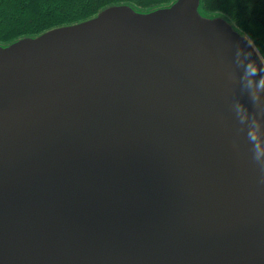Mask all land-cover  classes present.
Masks as SVG:
<instances>
[{
    "label": "water",
    "instance_id": "obj_1",
    "mask_svg": "<svg viewBox=\"0 0 264 264\" xmlns=\"http://www.w3.org/2000/svg\"><path fill=\"white\" fill-rule=\"evenodd\" d=\"M238 51L264 66L201 0L0 44V264H264Z\"/></svg>",
    "mask_w": 264,
    "mask_h": 264
},
{
    "label": "trees",
    "instance_id": "obj_2",
    "mask_svg": "<svg viewBox=\"0 0 264 264\" xmlns=\"http://www.w3.org/2000/svg\"><path fill=\"white\" fill-rule=\"evenodd\" d=\"M172 0H0V44L94 16L106 6L126 3L140 10ZM201 11L226 17L246 33L264 59V0H201Z\"/></svg>",
    "mask_w": 264,
    "mask_h": 264
},
{
    "label": "clouds",
    "instance_id": "obj_3",
    "mask_svg": "<svg viewBox=\"0 0 264 264\" xmlns=\"http://www.w3.org/2000/svg\"><path fill=\"white\" fill-rule=\"evenodd\" d=\"M246 47H251V44L246 41ZM242 53L240 51L237 52V61L236 65L238 68L242 69L241 72V80H246V87L251 90L253 86L257 90L256 92L250 91V96L252 101L255 103L259 100L258 92H264V66H262L260 69H258L255 64L251 61V53L245 54V60L248 61L247 63L241 62L239 60V56ZM259 76V79L256 81H253L252 77ZM237 112H243L245 111L241 105H237ZM244 118L242 117V120ZM252 123L258 128L259 125L256 123L255 120L252 121ZM248 139L249 142L252 144L253 148V160L254 162L258 163L261 169L262 175L259 178V182L261 184H264V160L261 158L264 157V146H262L261 141L258 137V134L256 131L250 130L248 132Z\"/></svg>",
    "mask_w": 264,
    "mask_h": 264
},
{
    "label": "rangeland",
    "instance_id": "obj_4",
    "mask_svg": "<svg viewBox=\"0 0 264 264\" xmlns=\"http://www.w3.org/2000/svg\"><path fill=\"white\" fill-rule=\"evenodd\" d=\"M208 15H210V14H208ZM222 16V15H221ZM224 17V16H223ZM225 19H227L226 17H224ZM228 20V19H227ZM229 21V20H228ZM230 22V21H229ZM230 24L231 25H233L234 27H237V26H235L232 22H230ZM238 28V27H237ZM239 29V28H238ZM240 30V29H239ZM240 31H242V30H240ZM243 34H246V33H243ZM247 35V34H246Z\"/></svg>",
    "mask_w": 264,
    "mask_h": 264
}]
</instances>
